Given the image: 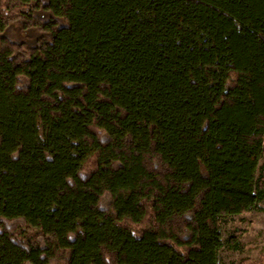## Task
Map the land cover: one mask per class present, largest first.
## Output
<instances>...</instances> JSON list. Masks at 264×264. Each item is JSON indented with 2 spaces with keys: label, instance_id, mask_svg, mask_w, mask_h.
Listing matches in <instances>:
<instances>
[{
  "label": "trees",
  "instance_id": "16d2710c",
  "mask_svg": "<svg viewBox=\"0 0 264 264\" xmlns=\"http://www.w3.org/2000/svg\"><path fill=\"white\" fill-rule=\"evenodd\" d=\"M263 203L264 0H0V264H223Z\"/></svg>",
  "mask_w": 264,
  "mask_h": 264
},
{
  "label": "rangeland",
  "instance_id": "374dc122",
  "mask_svg": "<svg viewBox=\"0 0 264 264\" xmlns=\"http://www.w3.org/2000/svg\"><path fill=\"white\" fill-rule=\"evenodd\" d=\"M262 208V211L234 216L225 225L223 228L225 238L235 230L243 231V236L241 250L231 251L224 248L220 251V261L223 264H264V203ZM22 224L20 222L19 232L26 238L37 239L38 231L28 229Z\"/></svg>",
  "mask_w": 264,
  "mask_h": 264
}]
</instances>
